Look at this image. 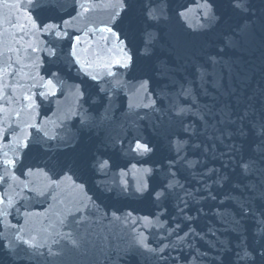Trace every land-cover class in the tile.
Instances as JSON below:
<instances>
[{"label": "water", "instance_id": "1", "mask_svg": "<svg viewBox=\"0 0 264 264\" xmlns=\"http://www.w3.org/2000/svg\"><path fill=\"white\" fill-rule=\"evenodd\" d=\"M199 2L143 0L163 14L141 22L156 39L143 55L135 42L145 71L130 72L103 31L127 23L120 0H0V264H227L238 231L252 247L264 241V171L239 168L264 154V0L249 13L217 0L210 27ZM208 56L220 61L218 92L193 74L213 71ZM221 109L236 123H220ZM137 139L152 151H133ZM240 203L251 209L242 226ZM68 233L84 239L74 246Z\"/></svg>", "mask_w": 264, "mask_h": 264}, {"label": "snow or ice", "instance_id": "2", "mask_svg": "<svg viewBox=\"0 0 264 264\" xmlns=\"http://www.w3.org/2000/svg\"><path fill=\"white\" fill-rule=\"evenodd\" d=\"M30 4H35L36 0H29ZM121 3V9L119 12L116 13V16H121V13H124L125 16H127V23L124 24V17H121L120 21V31H115L112 27H106L103 29V31H106L110 33L113 37H115L116 44L113 46L114 51H116L119 55L118 58L115 59V63L118 64L120 67L130 71V72H144L145 68L141 64H139V57H137L135 53V42L139 39L143 44V54H147L149 49L152 47L153 42L155 41L156 37L155 34L152 32L147 31L146 29L141 28V22L148 23L150 21H156L160 18V15L163 14V7L161 5H154V6H148L143 4V0H120ZM229 6L241 13H249L251 10L249 8L250 0H228ZM137 4H140V15L137 17L134 15V10L137 6ZM22 6V5H21ZM198 11L201 14L202 20L205 22L201 25V27H210L212 25H215L220 22L221 17L216 12L217 7V0H202V2L197 3L196 5ZM181 17L185 16V11H181L179 13ZM113 21L115 22V17H113ZM35 26V24H34ZM45 28H56L58 25H42ZM60 33L57 32V36H59ZM77 41L79 40V37L75 38ZM107 39V38H105ZM73 48H75V44L72 45ZM223 51V49L221 50ZM217 56H219V53H217ZM208 64L211 65L213 71H209L208 67L205 64H194L193 65V74L195 77V81H199L203 85H211L214 89L219 91L220 80L217 78V76L214 74V71L218 65H220V61L217 59L216 56H208ZM229 65H224L222 68V72L220 75V79H222L223 71L229 70ZM108 75H112L111 71L108 72ZM98 77L96 75H92L91 79L96 80ZM49 84H51V80L48 81ZM147 84L148 81L145 80L141 84V89L147 91ZM204 93L207 94V88L205 87L203 89ZM182 95L185 97H190L193 95V91L191 87L183 88L182 89ZM192 104H196V100H192ZM151 105H145V107H150ZM187 110L183 107L179 108L176 112L177 115H181L185 113ZM221 120L220 123H224L225 119L224 117H227V122L230 124H235L236 119H239L241 121H244L248 118L249 112L247 108L245 109L244 113L240 116H238L236 119L232 118L231 111L224 112L223 109L220 110ZM200 119H203V117H200ZM264 127V125H262ZM185 132L189 131V127L185 126L184 128ZM241 134H243L241 132ZM27 147V145H25ZM180 145L177 146V151H180ZM196 147H199V145H196ZM135 152H142V153H148L152 151V148L148 143H143L139 139L136 140L135 146L132 149ZM236 151H239V149H236ZM260 161H264V154H261ZM260 161H257L254 158L249 157L248 159H241L239 163V168L241 169L240 175L246 176L249 173L252 172H259L264 171V169L257 168L256 165L260 163ZM193 162L189 163V167H191ZM95 168L100 171L104 172L105 169L109 167V161L108 160H99L97 159L95 161ZM210 172L213 170H209ZM220 179H223L225 181H229V177H222L218 178L217 181L214 183H220ZM173 185L169 184L168 187L171 188ZM233 188H239L240 184L239 181H237L235 184L232 185ZM248 188L249 191H254L255 185L251 186H245ZM146 186H142L137 188V191H144ZM164 193L163 192H156V198L159 199ZM209 197L215 201L217 197L213 195L211 192L208 193ZM260 197L264 198V189H261L259 193ZM224 200H237L236 197L231 196V194L226 195ZM224 200H222L220 203L221 205L224 204ZM240 208V220H236L235 224L238 226L241 225V221L251 214V209L248 207H245L243 203L239 204ZM220 215H223L222 213H218ZM191 231V229H189ZM188 233H185L187 235ZM241 242L237 245V251L235 252V255L233 258L229 259L227 261V264H264V241H261L259 243L258 247H252L246 239L239 233ZM65 239H68L74 246H78L81 240L84 239V237H81L80 240L74 239L72 237L71 233L65 234Z\"/></svg>", "mask_w": 264, "mask_h": 264}]
</instances>
